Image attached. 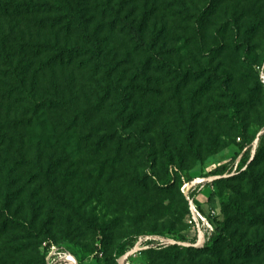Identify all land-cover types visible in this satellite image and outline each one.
Here are the masks:
<instances>
[{"label":"rangeland","instance_id":"obj_1","mask_svg":"<svg viewBox=\"0 0 264 264\" xmlns=\"http://www.w3.org/2000/svg\"><path fill=\"white\" fill-rule=\"evenodd\" d=\"M75 1L94 24L115 12L141 24L150 49L135 50L117 29L84 70L41 73L31 58L15 56L19 66L12 67L25 72L36 99L64 102L34 107L9 94L5 57L11 58L15 39H74L0 14V205L7 202L25 223L47 227L34 236L0 226V264H227L225 243L215 240L196 203L210 217L227 219L235 240L259 242L258 252L234 264H264V183L239 175L242 146L250 147L249 161L264 134V88L245 62L261 68L264 0ZM222 84L234 94L244 137L229 117ZM164 150L183 155L180 189L158 184ZM218 166L226 170L213 175ZM253 170L264 177V152ZM233 199L258 220L249 223L229 207L226 218L223 203ZM166 229L177 234L162 235ZM174 243L213 248H165Z\"/></svg>","mask_w":264,"mask_h":264},{"label":"trees","instance_id":"obj_2","mask_svg":"<svg viewBox=\"0 0 264 264\" xmlns=\"http://www.w3.org/2000/svg\"><path fill=\"white\" fill-rule=\"evenodd\" d=\"M205 8L199 13V18L202 19L205 16ZM0 14L4 16H10L15 14L16 16L25 17L30 19L34 25L40 27H48L55 29L60 35L65 38H73L74 42L71 44H59L57 43H34L30 39L23 37L22 35L15 39L14 51L10 52L11 58L5 57L7 66L12 69L10 72L11 79L13 80L10 93L19 95L21 99H28L34 107L44 106L48 109H54L55 107L62 106L63 100L56 99L54 97H46L41 95L39 98H35L26 87L25 72L18 71L12 66H19L13 64L14 57H18L20 60L25 58H31V61L35 64L36 70L41 73L46 71H52L59 69L63 71L66 68L75 67L80 70L86 69L94 57L101 53L109 43V38L114 30H117L125 35L127 40L131 43L135 50L142 52L150 49L148 43L144 39L143 27L141 24H136L126 16L118 14V12L108 14V21L102 22V24H94L91 17L85 13L83 8L75 0H25L21 2H0ZM105 32V33H104ZM157 36V35H156ZM8 59V60H7ZM245 62L250 69L255 73L258 83L264 88V82L261 75L264 73V58L262 59L261 68L255 70L252 62L249 58H245ZM31 64V65H34ZM14 69V70H13ZM22 69V68H21ZM224 92L228 96V109L229 117L236 125L238 133L244 137V125L243 120L237 113V106L234 100L233 92L229 91L225 84H222ZM190 141V139H188ZM2 141H0V144ZM191 144V143H190ZM242 146L243 152L241 157L246 156L244 159V169L239 172V175H247V177L254 183H264V177L258 172L253 170V162L257 155L264 152V134H262L257 144L254 147V154L248 161L250 147L245 148ZM183 165L182 154H172L168 150L163 151V172L164 178L158 181L161 188L170 189L175 186L177 189L184 183V175L181 174ZM175 167L176 169H173ZM171 168V170H170ZM226 170V166H218L214 169L213 175L222 174ZM188 180V178H187ZM210 199L212 195L208 196ZM197 209L200 215L204 216L213 226L215 232V240L220 243H225L228 249V260L224 261L227 264H234L233 260L247 257L252 252H258L260 244L257 240H249L241 242L235 240L227 230V219L219 221L210 217L206 211L196 203ZM233 212L244 217L249 223H254L258 220V217L247 206L241 204L238 200H231L223 203L224 215L227 218V208ZM188 209V208H187ZM188 211V210H187ZM0 226L1 229H24L28 234H44L47 232L45 223H40L38 227L32 225V223H25L20 216L15 212L10 211L7 202L0 205ZM156 232L151 231L150 235ZM177 234L172 229H166L161 232L165 234ZM181 242H196V237L187 239L185 236H176ZM136 239L133 238L129 245L133 246ZM155 240H146V242L154 243ZM165 248L167 249H183L189 251L204 252L206 248L212 249V245L204 243L199 247L183 246L174 243L169 244Z\"/></svg>","mask_w":264,"mask_h":264},{"label":"built area","instance_id":"obj_3","mask_svg":"<svg viewBox=\"0 0 264 264\" xmlns=\"http://www.w3.org/2000/svg\"><path fill=\"white\" fill-rule=\"evenodd\" d=\"M261 77H262V81L264 82V74H262L261 75ZM173 169H176L175 167H173ZM170 170H171V168H170ZM194 211H195V209H193ZM197 214L200 216V214L197 212ZM201 217V216H200Z\"/></svg>","mask_w":264,"mask_h":264},{"label":"bare ground","instance_id":"obj_4","mask_svg":"<svg viewBox=\"0 0 264 264\" xmlns=\"http://www.w3.org/2000/svg\"><path fill=\"white\" fill-rule=\"evenodd\" d=\"M195 182H197V181H195Z\"/></svg>","mask_w":264,"mask_h":264}]
</instances>
